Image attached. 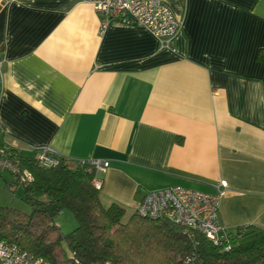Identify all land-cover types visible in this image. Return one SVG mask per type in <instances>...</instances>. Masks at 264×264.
Segmentation results:
<instances>
[{
  "label": "crops",
  "instance_id": "1",
  "mask_svg": "<svg viewBox=\"0 0 264 264\" xmlns=\"http://www.w3.org/2000/svg\"><path fill=\"white\" fill-rule=\"evenodd\" d=\"M169 3L181 30L160 50L84 2L0 0V146L107 161L100 201L125 216L178 186L221 192L223 229L264 230V0Z\"/></svg>",
  "mask_w": 264,
  "mask_h": 264
},
{
  "label": "trees",
  "instance_id": "2",
  "mask_svg": "<svg viewBox=\"0 0 264 264\" xmlns=\"http://www.w3.org/2000/svg\"><path fill=\"white\" fill-rule=\"evenodd\" d=\"M58 159L57 167L46 169L33 157L19 156L32 181L15 184L22 188L30 211L0 205V241L16 244L49 264H185L188 259L187 264H264V230L224 229L221 245L197 236L198 246H193L174 224L136 212L125 218L119 205L103 206L88 162ZM65 211L76 222L68 234L57 224ZM247 239L251 242L243 243Z\"/></svg>",
  "mask_w": 264,
  "mask_h": 264
},
{
  "label": "built area",
  "instance_id": "3",
  "mask_svg": "<svg viewBox=\"0 0 264 264\" xmlns=\"http://www.w3.org/2000/svg\"><path fill=\"white\" fill-rule=\"evenodd\" d=\"M90 4L101 16L100 30L111 26H138L156 38L160 50H172L173 43L181 30V22L174 15L169 0H74ZM3 62L0 60V83L3 82ZM1 130V126H0ZM34 162L43 168H55L59 159L48 148L34 152ZM94 174L104 172L109 163L104 160L88 162ZM0 171L16 178L19 185L32 181L31 174L20 166L18 154L5 146H0ZM99 190L100 182L93 180ZM221 192L216 195L183 187H171L151 192L138 206L136 213L143 218L165 220L180 227L184 236L193 246H198L197 236H201L215 246L221 245L220 234L223 227L218 213ZM228 251V247H224ZM190 261L188 259L185 264ZM0 264H49L16 244L0 241Z\"/></svg>",
  "mask_w": 264,
  "mask_h": 264
},
{
  "label": "rangeland",
  "instance_id": "4",
  "mask_svg": "<svg viewBox=\"0 0 264 264\" xmlns=\"http://www.w3.org/2000/svg\"><path fill=\"white\" fill-rule=\"evenodd\" d=\"M15 182L16 179L14 176L5 171H0V205L16 209L22 213H29V207L23 201L22 188L16 186ZM128 217L125 216V218ZM57 224L63 234L70 233L76 227L75 219L69 211H65L59 216ZM248 242H251V240L247 239L243 241V243Z\"/></svg>",
  "mask_w": 264,
  "mask_h": 264
}]
</instances>
